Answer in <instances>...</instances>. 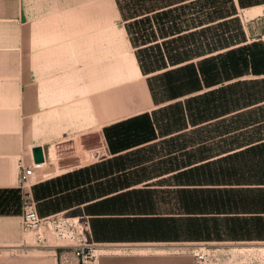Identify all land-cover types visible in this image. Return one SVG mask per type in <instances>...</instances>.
<instances>
[{
	"label": "crops",
	"instance_id": "0c3cea01",
	"mask_svg": "<svg viewBox=\"0 0 264 264\" xmlns=\"http://www.w3.org/2000/svg\"><path fill=\"white\" fill-rule=\"evenodd\" d=\"M113 1L108 8L93 0L88 19L53 17L41 33L21 22L22 0H0V188H21L43 218L33 230L23 226V204L17 213L0 214V264H80L75 250L83 237L91 243L93 264H196L193 248L209 254L207 264L264 260L255 252L264 250V0H209L216 6L211 17L192 18L187 11L180 30L140 47L187 34L197 42L200 30L210 40L215 27L221 40H210L205 47L213 48L200 55H194L195 43L189 57L180 50L175 62L146 73L125 30L132 70L143 79V101L134 111L115 104L106 112L114 98L107 100L102 89L115 92L118 73L127 72L119 71ZM234 17L239 33L231 44L227 23ZM102 25L109 26L105 34ZM253 43L247 69L204 81L200 61ZM167 71L172 97L159 84L154 92L149 86L151 76ZM187 99L191 112L167 125L159 109L181 103L185 110ZM146 113L157 138L122 149L111 128V150L103 129ZM170 136L172 144L161 141ZM36 145L44 161L21 181V172L34 165ZM185 152L190 161L183 165ZM204 163L199 183L197 167ZM183 188L190 190L189 213ZM198 189L206 190L205 211L195 210ZM56 221L71 235L58 236Z\"/></svg>",
	"mask_w": 264,
	"mask_h": 264
},
{
	"label": "trees",
	"instance_id": "16d2710c",
	"mask_svg": "<svg viewBox=\"0 0 264 264\" xmlns=\"http://www.w3.org/2000/svg\"><path fill=\"white\" fill-rule=\"evenodd\" d=\"M213 1H215L216 3L217 0H213ZM250 1L251 0H248L247 2ZM172 2H174V0H117L119 10L121 12V16L126 21L125 27L127 33L129 35L133 47H135V54L143 73H146L148 71H153L155 69L166 66L167 60L171 63L175 62L176 59L178 58H173V56H176L177 53L179 54V50H182V52L184 53V57H189L190 54L188 53V49L191 47V45H194L195 43L198 44V51L194 55L196 54L200 55L206 52V49L210 51L213 48L210 46L207 48L205 47V45H209L210 43L209 41L211 39L210 40L204 39V30L199 31L200 34L197 42H195L194 39L193 41H189V37H188L189 35L187 34L183 36V38H181V36L173 37L171 38V40L162 41V42L156 41L149 45L140 47L143 44L150 43L152 39L157 40L158 36L162 37L168 34H174L177 30H180L181 27H178L177 25H180L182 21L188 20V17H186L187 11L193 14L192 18L193 17L201 18L205 16L211 17L212 13L216 11L215 4H213V6H210L209 0H196L195 3L194 2L192 3L193 5L191 7H189V4L180 7H168V8L163 7L164 4L167 3L166 5H168ZM239 3L241 5L244 4L242 0H239ZM233 11H234L233 5H230L227 13L231 14ZM227 24L229 26L231 25L236 26V33H234L233 30H228L229 35L227 37L229 39V42L232 44L238 39L237 33H239L236 18L235 17L230 18ZM194 33H191V35L193 36ZM137 40L138 41L141 40V42L143 43H139V44L134 43ZM180 40H184V41H180ZM179 41L181 42L180 47L178 46L179 44L176 45V43H178ZM166 43L168 44L170 43L171 45L169 49H167V52L166 50L163 49V46L166 45ZM173 44L176 45V48L174 47ZM254 44L255 43L250 45L246 44L236 49H230L225 53H220L217 54L216 56L200 61L198 64L199 71L204 81H209V80L213 81V79H215V76H217L219 72H224V74H229V75L239 74L243 72V69L241 68L244 67V69H247L249 63L251 65L253 57L248 54L247 49ZM173 49H176L177 51L173 52ZM152 50H155L157 55L154 57V61H155L154 65H152V63L150 62V56L147 54L149 51ZM261 59L262 57L259 55V60L261 61ZM187 68H185L187 70L186 76L187 79L189 80L190 71ZM170 72L172 73V71H167L165 73H162V75H154L149 78L150 79L149 86L152 92L155 91L156 86L159 84L157 87H159V89H163L165 93L169 95L167 97L173 96L172 93L173 80L170 76H168ZM158 76L161 77L160 83L158 81ZM186 101H187V107H185V110L184 108H182L181 103L169 104L159 109V112L163 113V118H165V123H167V125L170 124L173 125L174 116L182 118L184 112H187L188 114L191 112L189 99H187ZM111 128L116 130L114 134L115 136L114 141L117 144H119L122 149L135 146L140 143H145L157 138L154 132L153 122L150 120L147 113L122 120L103 129L108 145L112 150L114 149V147H112V139L109 133L110 132L109 130ZM185 135L186 134L183 133L179 135L177 138L179 137L184 138ZM174 138H175L174 136H170L169 138H164L161 141L167 144H172ZM184 145L185 143L183 142V147ZM170 153L172 155V151L167 152V154ZM182 155H183V165L185 163H189L190 161L189 153L185 152ZM200 157H202V155H200ZM198 159L200 160L201 158H199L198 156ZM205 169H206L205 163L200 164L197 167L198 170L197 177L199 183L205 181L204 180L206 175ZM188 171L189 170H183V173L186 174L185 177L187 178L189 176ZM186 181H188V179ZM182 191H183V200H182L183 210L184 212L189 213L190 190L183 188ZM194 191L197 192L198 194V199L194 201V205L196 207L195 210L205 211L206 199L204 200L205 195L203 193L206 194V190L198 189ZM200 194H202V197H200ZM22 203H23V192L21 188H0V214L17 213L20 210Z\"/></svg>",
	"mask_w": 264,
	"mask_h": 264
},
{
	"label": "rangeland",
	"instance_id": "374dc122",
	"mask_svg": "<svg viewBox=\"0 0 264 264\" xmlns=\"http://www.w3.org/2000/svg\"><path fill=\"white\" fill-rule=\"evenodd\" d=\"M69 1H70V5H68V0H22L21 22L24 21L26 24L28 23L29 26L33 25L35 32L40 31L41 33H45L47 32L46 30L47 23H52L53 17L55 18L70 17L71 21L76 17L85 18L86 16V19L92 17L93 10L90 9L88 6L93 2V0H85V1L69 0ZM109 1H111L112 3L114 2L113 0H103V5L109 8ZM217 1L220 2L222 0H217ZM260 1L263 0H253V2H260ZM117 7L119 13V21L117 22L116 25L114 24L112 26V32H117L118 35L117 45H118V57H119L118 58L119 71L122 68L124 69V71L127 70V72L125 71L124 73L121 72L118 73L117 87L115 92H112L110 94L109 88L102 89L103 93L106 92L107 94V100L111 99L112 97L114 98L111 103L105 105L103 111L105 110L106 112H109V110L113 108L115 104H116L115 106H117V110L134 111L135 107H140L144 95L141 86L143 84L142 81L143 79L141 78L140 75L137 76L135 72H133L132 70V64L130 61L131 49H130V45L128 44L126 35L124 33L126 27L123 24H120L122 21L121 19L123 18L121 16L118 3H117ZM177 26L182 27L181 24ZM72 27L73 25L71 24V29ZM108 28L109 26L102 25L101 26L102 34L108 32L109 31ZM215 28L216 29L214 32H212L213 35L211 36V40L214 42H216L217 40H221V32H220L221 29H218L219 27H215ZM230 29L233 30L234 33H236L235 25H231ZM134 43L139 44L143 42H141V40L139 41L137 40ZM177 44H179L178 46L180 47L181 42L179 41ZM134 52H135V48H134ZM147 54L150 56V62L152 63V65H154L155 64L154 57L157 56L155 50L149 51ZM28 59L29 58L26 57V60ZM121 64L124 66L121 67L120 66ZM106 84L107 87H109V84L108 83ZM208 251L212 253V251H210L209 249ZM255 252L259 254L257 256H261L264 258V250H256ZM215 261H217V259ZM251 264H264V260L262 261L251 260Z\"/></svg>",
	"mask_w": 264,
	"mask_h": 264
},
{
	"label": "built area",
	"instance_id": "2783aa9c",
	"mask_svg": "<svg viewBox=\"0 0 264 264\" xmlns=\"http://www.w3.org/2000/svg\"><path fill=\"white\" fill-rule=\"evenodd\" d=\"M261 40L264 43V34L261 36ZM41 163H34L29 169L21 172V181L27 178L31 169L36 168ZM23 212H22V223L27 229L36 230L40 226L43 218H41L36 211L35 202L29 197L23 196ZM56 234L60 237L71 235V233L66 234L63 226L60 222L56 221ZM81 243L77 245L75 253L79 257L80 264H93V252L91 249V243L87 241V238L83 237L80 239ZM192 252L196 258V264H207L209 254L202 249L193 248Z\"/></svg>",
	"mask_w": 264,
	"mask_h": 264
},
{
	"label": "water",
	"instance_id": "95a60500",
	"mask_svg": "<svg viewBox=\"0 0 264 264\" xmlns=\"http://www.w3.org/2000/svg\"><path fill=\"white\" fill-rule=\"evenodd\" d=\"M32 155L34 163H42L44 161L43 150L40 145L32 147Z\"/></svg>",
	"mask_w": 264,
	"mask_h": 264
}]
</instances>
